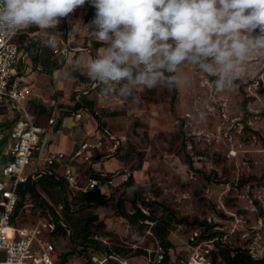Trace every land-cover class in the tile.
Wrapping results in <instances>:
<instances>
[{
  "label": "rangeland",
  "instance_id": "1",
  "mask_svg": "<svg viewBox=\"0 0 264 264\" xmlns=\"http://www.w3.org/2000/svg\"><path fill=\"white\" fill-rule=\"evenodd\" d=\"M75 10V27L61 18L57 27L43 36L59 31L63 40L66 36L73 39V46L92 48L97 39L91 22L82 17L87 13L86 4ZM16 39L19 43L20 36ZM84 55L85 59L79 53L70 55L67 64L56 69L33 68V94L28 101L34 98L36 104H43L47 111L39 113L43 121L49 114L72 106L78 92L90 90L91 85L81 78L87 75L86 70L73 71L75 60L89 57ZM238 71L236 86L221 92L214 90V78L185 64L178 75H187L188 81L176 86L174 99L167 87L139 92V104L119 95H104L100 88L81 99L93 101L99 127L118 142L117 150L107 159L113 167L105 170L118 178L107 203L93 210L103 225L94 224L91 238L100 242L101 252L113 250L135 261L143 255L139 251L146 252L160 242L151 230L153 223L144 228L139 221L118 215L115 205L124 198L135 199L146 212L154 211L158 219L169 221V241L183 257H189L192 245L209 242L211 258L221 247L241 248L254 260L264 259V55L253 53ZM66 73L71 76L66 77ZM0 124L4 130L10 127L6 118ZM91 139L99 142L96 137ZM102 142L109 145L107 137ZM4 152L0 139V176L8 162ZM97 152L92 158L100 155ZM40 154L42 151L27 165L28 176L42 169V162L36 159ZM129 176L133 181L127 187L124 183ZM46 181L37 182L40 197L27 196L11 225L30 228L48 221L57 227L62 212L55 208L62 203L50 198ZM129 201L126 210L132 214ZM60 218L69 228L64 229L68 234L59 231L51 238L60 258L67 255V264H85L90 258L88 249L69 239L74 224L64 215ZM181 218L188 222H179ZM193 220L206 224H192ZM204 232L217 233L212 239H202ZM195 233L196 244L191 241ZM216 264L224 262L218 257Z\"/></svg>",
  "mask_w": 264,
  "mask_h": 264
},
{
  "label": "clouds",
  "instance_id": "2",
  "mask_svg": "<svg viewBox=\"0 0 264 264\" xmlns=\"http://www.w3.org/2000/svg\"><path fill=\"white\" fill-rule=\"evenodd\" d=\"M86 2L96 10L92 35L105 46L73 71L134 104L146 89L186 83L178 75L185 64L214 78L216 92L232 89L248 57L264 55V0H0V35L30 26L47 33Z\"/></svg>",
  "mask_w": 264,
  "mask_h": 264
},
{
  "label": "built area",
  "instance_id": "3",
  "mask_svg": "<svg viewBox=\"0 0 264 264\" xmlns=\"http://www.w3.org/2000/svg\"><path fill=\"white\" fill-rule=\"evenodd\" d=\"M24 29L14 35H0V109H5V113L0 115V121L6 118L11 124L8 140L5 143V150L10 159L0 176V264H61L56 244L51 241L57 228L53 222L47 221L30 228L10 224L19 204L20 186L29 180L34 181L43 174L55 175L58 180L64 181L66 198L71 202L77 191L101 188L104 192L106 187L113 188L118 176L99 172L97 174L107 178V181L102 183L98 178L84 177L79 168L72 163L78 158L91 163L92 155L88 153L99 150L101 142L81 144L80 148L69 158L70 162L65 165L61 175L55 170L56 165L62 164L65 157L61 153L50 154L46 158V168L38 170L31 176L26 174L27 165L40 151V141L45 129L37 122L26 103L33 94V87L26 63L27 55L21 51L16 39ZM50 40L56 42L53 36L48 38V41ZM72 52L74 49L70 46L68 39L65 43L63 42V49H54V54L63 55L65 60ZM95 88L96 82H92L90 90ZM82 93L87 94L88 91L78 92L75 96L77 101L80 100ZM93 115L97 117L98 113L94 112ZM75 117L81 119L82 113L78 112ZM55 124L53 118L49 120L50 126ZM55 132L63 134L65 128L61 126ZM106 133L108 134L107 131ZM109 137L115 142L112 150L115 153L118 142L113 136ZM111 155H105L104 158H109ZM63 209L64 204H59L55 211L60 212ZM143 212L149 214L145 210ZM59 223L65 227L63 222L59 221ZM197 237V233L191 237V241L195 244ZM202 245H205L204 248ZM88 251L90 258L85 264L88 262L89 264H108L110 261L114 264H213L210 255L212 246L209 242L192 245L187 258L179 255L173 245L165 246L159 241H156L153 247L140 258H135V261L132 258H121L118 255H107L96 251L93 247H89Z\"/></svg>",
  "mask_w": 264,
  "mask_h": 264
},
{
  "label": "trees",
  "instance_id": "4",
  "mask_svg": "<svg viewBox=\"0 0 264 264\" xmlns=\"http://www.w3.org/2000/svg\"><path fill=\"white\" fill-rule=\"evenodd\" d=\"M85 4H86V9H87V13L85 15V21L92 22L95 16L96 10L89 2H86ZM90 29L92 28L90 27ZM93 46H94V49L98 50L99 48L104 47L105 45L99 41H95ZM45 51H44L45 54L41 52V54H38L36 56L35 58L36 63L42 65V67L44 66L43 69L45 70H48V69L51 70V69L58 68L62 64L63 60L61 61L59 59L57 60L56 58H53L54 49L52 50L46 49ZM81 78L83 79V81L88 82L90 85L92 84V82H95V81H92L87 75H82ZM97 88L98 89L100 88L98 82H96V88L94 90H96ZM171 90H172L173 99H174L177 89L176 87H173L171 88ZM85 96L86 94L82 93L80 100L75 103V106L71 110L73 111L83 110L87 113H91L92 103H88V106H87V105H84L81 101V99ZM33 106H36V104L33 103ZM70 111L66 112L65 115L70 114L71 113ZM3 113H5V109L1 108L0 115ZM9 126H11L10 123H9ZM4 131L5 130H4L3 124H0V136L1 134L4 133ZM89 177L98 178L101 180L102 183H105L107 181V178L101 177L99 174H96V173H90ZM44 179H47L46 185L52 190V191L51 190L49 191L50 198H52V200L55 201L56 203L61 202L62 204H64V209L61 211L62 212L61 215H64L66 218H68L71 221V223L74 224L73 229L70 231L69 239L72 242L79 243L80 245L84 246L85 250L88 249L89 247H93L96 251H100L99 250L100 242H97L98 240H94L91 238V235H92L91 232H92V228H94L95 223H100V225H103L101 221L98 222L99 217L93 213V210H95L98 206H101L107 203V201L110 199V196L104 193L101 188H95L93 190H88V191H77L75 195L72 197L71 202H69L66 198L64 181L62 179L58 180L55 177V175L43 174L37 179H35L34 181L29 180L26 184L20 186L19 192H18L19 204L14 214V219L17 215L19 208L22 206L23 201L25 200L27 196L32 197V198L40 197V194L37 189V182L44 180ZM132 181H133L132 177L129 176V178L126 180L124 184L128 187L132 183ZM41 184H43V182ZM128 201L129 200L124 199V198L118 200V202L115 205V210L118 213V215L128 218L131 221H139L140 224L143 225L144 228L148 227L151 223H153V225L151 226V230L156 236L160 238V243H162L165 246L173 245L171 244L168 238L170 235L169 221L158 219L155 216L154 211H151L149 214H145L142 208L138 206V203L135 199H131L129 201L134 210L132 214H129L126 210V205H125ZM147 205L151 206L153 204H147ZM52 207L53 206H49V208L51 209ZM52 211L54 213V210ZM61 215H58L59 220H58L55 233L60 231L64 234H68L66 231H64V229L69 230V228L63 222V220H61L60 218ZM59 221L63 222L66 228L63 227L59 223ZM179 222H188V220L186 218H181ZM196 223H199L200 225L206 224V222H199L198 220H193L192 224H196ZM216 233L217 232L206 234L204 232L201 238L202 239H212L216 235ZM104 253L107 255H118L121 258H130V256H121L120 252L116 254L115 251L108 250V249H105ZM139 253L144 254L145 252L139 251ZM66 257L67 255L61 258V264L65 262ZM218 257H220L223 260L224 264H262L264 262V259L254 260L247 250H244L241 248L231 250L228 248L219 247L217 253L212 254L213 264L217 263ZM87 264H89V262ZM108 264H114V263L110 261L108 262Z\"/></svg>",
  "mask_w": 264,
  "mask_h": 264
},
{
  "label": "crops",
  "instance_id": "5",
  "mask_svg": "<svg viewBox=\"0 0 264 264\" xmlns=\"http://www.w3.org/2000/svg\"><path fill=\"white\" fill-rule=\"evenodd\" d=\"M76 11V10H75ZM85 20V17L82 16ZM76 16L73 13H71L69 16L64 18V22L65 24H70L73 27L74 24L76 23ZM44 31L40 30L38 27L36 26H30L29 28H25L22 32V34L20 35V39H19V46L20 49L23 53H26L27 57H26V63L28 65V70H29V74L33 71V68L35 70L38 71H42L43 67L40 64H37L35 61V58L38 54H41L42 49H55V48H59V49H63V42L65 43V41L68 39L66 36V39H62L61 36V32L59 33V31H56L57 35L54 34H50V35H46L43 36ZM65 33L67 34V30H65ZM53 36L54 38H56V42H55V47H52L49 43H48V38ZM98 41V40H94L92 42V48H84L82 46L79 45H75L73 46V39H68V42L70 44V46L74 49V52L70 53V55H74V54H78L83 57V59H85L86 55H84V53L87 54L88 56H96L97 54H99L100 50L103 48H99L98 50L94 49V42ZM33 54V57L31 56ZM69 55V56H70ZM63 58V62H66L67 60H65V57L61 54H54L53 58ZM67 64V62H66ZM63 65V64H61ZM34 73H32L33 75ZM33 86V85H32ZM91 90L88 91V93L86 94L85 97L91 95L92 93H90ZM35 97V96H34ZM75 101L77 102L76 98ZM82 103L84 105L88 106V103H92V112L91 113H87L83 110H78V111H73L71 110L74 106L75 103L73 102L72 106H68L64 109H60V112L56 111L55 113L49 114V116L47 117V119L45 121H43L41 119V116L39 115V113H44L47 114L46 109L43 107V104H36L33 100L28 101V109L30 110V112L35 116L37 122L45 129V133L42 135L41 141H40V151H42V154H40L36 159L40 160L42 162V169L46 168V158L52 154V153H61L63 154L65 157L63 159L62 164H58L57 167L55 168V170L57 171V173L59 175H61L63 173L64 167L66 164H68L70 162V157L73 156L74 152L76 150H78L80 148V145L83 143H93V144H97V142H93L91 138L96 137L98 138L99 142H101V146L99 148L100 151V155L99 156H95L94 158H92V162L91 163H86L84 162L81 158L75 159L72 163L77 166L79 168V170L82 172V175L84 177L89 176L90 173H99V172H106V168L107 167H113L109 160L107 161L108 158H104L105 155H111V152L113 150V140H111V138L109 137L110 134L107 130L102 129V127H99L98 122L95 120L96 117H94L93 113L96 112V108L95 105L93 103L92 100L88 99V100H81ZM33 103L36 104V106H33ZM32 104V105H31ZM71 110V111H70ZM70 111L71 113L68 115H65L66 112ZM37 112V113H36ZM75 112V113H73ZM81 112L82 113V118L81 119H76L75 115ZM73 113V114H72ZM54 119L56 124L53 126L49 125V120L50 119ZM63 126L65 128V133L63 134H57L55 131L57 128ZM11 127L7 130L4 131L3 134H1L0 139H1V143H2V148L3 151H5V155L8 157V161L10 159V156L7 155V151L5 150V143L8 140V133L10 131ZM106 131L108 132V134L106 133ZM107 137L109 140V145L105 146V144L102 142V140ZM80 140V141H78ZM97 151H95L96 153H98ZM95 152H90L88 153L89 155H92ZM112 156V155H111ZM110 158V157H109ZM95 160V161H94ZM110 190H112V188H104V192L106 194H110L112 193V191L110 192ZM108 195V196H110Z\"/></svg>",
  "mask_w": 264,
  "mask_h": 264
}]
</instances>
